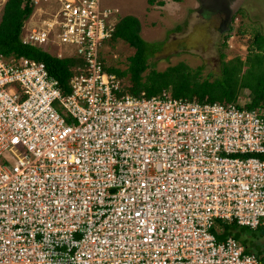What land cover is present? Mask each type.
<instances>
[{"label": "built area", "instance_id": "obj_1", "mask_svg": "<svg viewBox=\"0 0 264 264\" xmlns=\"http://www.w3.org/2000/svg\"><path fill=\"white\" fill-rule=\"evenodd\" d=\"M53 1L20 40L66 86L0 53V264H264L227 230L264 231V108L123 92L117 9Z\"/></svg>", "mask_w": 264, "mask_h": 264}, {"label": "rangeland", "instance_id": "obj_2", "mask_svg": "<svg viewBox=\"0 0 264 264\" xmlns=\"http://www.w3.org/2000/svg\"><path fill=\"white\" fill-rule=\"evenodd\" d=\"M4 2L0 0V18ZM102 2L117 9V19L125 15L136 16L141 23V37L157 46L155 53L148 58V68L143 76L151 70L163 71L169 66L184 63L191 69L201 67L200 78L209 76L211 80L220 74L222 60L235 57L245 60L248 45L254 37L264 36V0H243L231 22L223 21L222 5L227 0H155L153 4L148 0ZM54 6L53 0H34L33 12L25 20V25L49 16ZM225 36L228 38L224 46ZM133 53L134 48L123 40L112 41V55L116 58L112 57L110 63L126 69L127 58ZM248 93L247 89L240 91V102H246ZM235 231L241 239L248 240L249 249H253V245L264 244L261 229L237 226Z\"/></svg>", "mask_w": 264, "mask_h": 264}, {"label": "trees", "instance_id": "obj_3", "mask_svg": "<svg viewBox=\"0 0 264 264\" xmlns=\"http://www.w3.org/2000/svg\"><path fill=\"white\" fill-rule=\"evenodd\" d=\"M153 4L155 0H148ZM159 3L163 4L162 1ZM34 0H5L0 18V53L30 57L43 61L48 72L58 79L62 86H66L73 74L75 66L80 62L77 57L57 58L41 49L24 45L20 40L23 22L31 15ZM234 16L227 18L231 22ZM140 20L134 15L121 17L113 32L111 41L121 39L134 53L127 58L126 69L111 67L119 78H124L123 92L139 95L145 92L147 96L156 94L162 89H169L175 97L197 98L199 100L237 102L240 100V91H249L246 107L264 108V36L256 35L248 45V54L245 60L235 57L231 60H222L220 74L213 79L200 78L202 68L191 69L184 63L169 66L163 71L151 70L146 76L143 73L148 68V58L154 54L157 46L145 41L141 35ZM224 37L223 45H227ZM237 226L232 223L227 226L228 233L246 244L239 233Z\"/></svg>", "mask_w": 264, "mask_h": 264}, {"label": "flooded vegetation", "instance_id": "obj_4", "mask_svg": "<svg viewBox=\"0 0 264 264\" xmlns=\"http://www.w3.org/2000/svg\"><path fill=\"white\" fill-rule=\"evenodd\" d=\"M235 0H227V2L222 5V8H223V13L225 14V20H223L224 22H226L227 18L229 17V15L231 14V11H232V5H233V2ZM263 234H264V231H263ZM246 241V247L248 248V245H249V242L248 240L244 239ZM248 244V245H247ZM253 249H249L253 252H255L257 255H259L261 258H264V244L263 245H253L252 246Z\"/></svg>", "mask_w": 264, "mask_h": 264}, {"label": "water", "instance_id": "obj_5", "mask_svg": "<svg viewBox=\"0 0 264 264\" xmlns=\"http://www.w3.org/2000/svg\"><path fill=\"white\" fill-rule=\"evenodd\" d=\"M243 0H235L233 2V5H232V11H231V14H230V17L233 16L234 12L237 10L238 6L241 4Z\"/></svg>", "mask_w": 264, "mask_h": 264}]
</instances>
